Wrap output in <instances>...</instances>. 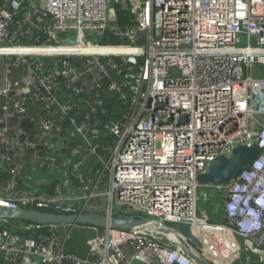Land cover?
Returning a JSON list of instances; mask_svg holds the SVG:
<instances>
[{"label": "built area", "instance_id": "built-area-1", "mask_svg": "<svg viewBox=\"0 0 264 264\" xmlns=\"http://www.w3.org/2000/svg\"><path fill=\"white\" fill-rule=\"evenodd\" d=\"M108 2L132 24L113 25ZM0 3V207L188 225L212 264H264V0ZM105 31L117 43H99ZM254 143L236 179L204 185L223 195L226 222L198 218V175ZM27 151L82 195L21 188ZM60 227L0 229V254L11 264H194L151 228L103 230L79 257Z\"/></svg>", "mask_w": 264, "mask_h": 264}, {"label": "water", "instance_id": "water-1", "mask_svg": "<svg viewBox=\"0 0 264 264\" xmlns=\"http://www.w3.org/2000/svg\"><path fill=\"white\" fill-rule=\"evenodd\" d=\"M258 153L259 150L255 143L250 146L236 147L230 157L214 159L207 170L198 175L197 183L199 185L228 184L243 171V164H248L249 166L256 159ZM0 221H25L37 226H83L100 230H140L151 228L164 237H175L180 243L184 254L194 264H212L201 255L203 244L195 228L188 225H177L174 229L163 225L158 226L160 221L140 215L107 216L98 213L63 215L38 210L0 207Z\"/></svg>", "mask_w": 264, "mask_h": 264}, {"label": "crops", "instance_id": "crops-1", "mask_svg": "<svg viewBox=\"0 0 264 264\" xmlns=\"http://www.w3.org/2000/svg\"><path fill=\"white\" fill-rule=\"evenodd\" d=\"M109 8L111 9L112 13L115 10L114 2H108ZM125 11V10H124ZM30 155V154H29ZM19 161H22L24 164L28 166V170L26 171L25 177L20 180L21 188H35L43 194L49 196H63V197H75L78 198L82 195V191H80L78 183L74 180V178L64 177L59 173L49 174L46 171L45 165L37 164L33 157L28 156L26 153H20ZM87 166L92 167L91 164H87ZM36 168L38 173H31L30 169ZM88 168L85 167L83 169L84 172H87ZM95 171V168L92 169ZM0 174V186L6 185L9 181V176L1 177ZM1 195L5 196V193H1ZM77 204L79 201L76 202ZM217 212L220 215L219 223L224 224L226 221L223 217L222 205L221 203L218 204ZM89 230V229H87ZM256 262V259H253ZM0 264H11L8 260L4 257L3 254H0Z\"/></svg>", "mask_w": 264, "mask_h": 264}, {"label": "rangeland", "instance_id": "rangeland-1", "mask_svg": "<svg viewBox=\"0 0 264 264\" xmlns=\"http://www.w3.org/2000/svg\"><path fill=\"white\" fill-rule=\"evenodd\" d=\"M117 10L119 11V15H123V16L126 15L128 18H131L130 14L127 11H122L120 6L115 7L116 12ZM113 25H116V24L113 23ZM85 39L90 40L92 39V36L88 35ZM99 43H102V42L99 41ZM254 69H255L254 71L255 75L262 73L261 67L257 66ZM222 197L223 195L213 190L211 186L199 185V187L197 188V217L202 218L205 216L208 222H210L211 224H219L220 215L217 212V207ZM2 222H5V221H0L1 225L3 226ZM19 223H20L19 221H13L12 225L16 226V225H19ZM74 227L68 228V233H67L68 236L71 237V239L74 240L77 245H80V247L84 249L86 248V250H87L86 244L90 240L95 239L96 237H100L101 234H103L102 231H99V230L96 231L95 229H92V228L87 230V229H81L78 226H74ZM149 233L152 234V232L150 231ZM133 264H138V263L134 262ZM251 264H257V263L253 262Z\"/></svg>", "mask_w": 264, "mask_h": 264}, {"label": "trees", "instance_id": "trees-1", "mask_svg": "<svg viewBox=\"0 0 264 264\" xmlns=\"http://www.w3.org/2000/svg\"><path fill=\"white\" fill-rule=\"evenodd\" d=\"M117 6L118 5H116L115 7H117ZM122 11H124V10L122 9ZM132 20H133L132 18H128L126 15H124V16L123 15H119V11L117 10L116 18H115L113 23L118 25V26H120V27H126V26H129V25L132 24ZM43 40H44V37L42 38V41ZM107 40H110V42L117 43V41H115V38L112 36L111 31H105L104 32L101 42L103 44H105L107 42ZM26 154L28 156L32 157V153L30 151H27ZM43 154H44V152L41 151V155H43ZM4 176L8 177V175L5 174V173L1 175V177H4ZM92 210H94V209H92ZM12 222L13 221L2 222L3 226L0 223V229L1 230H8V231H10L12 233H15V234H18L20 236H25V235L29 234L28 230H27V227L34 226L33 224H31L29 222H25V221H19L20 222L19 225L15 226V225H12ZM78 227L81 228V229H90L89 227H83V226H78ZM60 228H61V230H60V232H58V236L59 237H64L68 233V228L69 227L68 226H62ZM97 230L103 231V230H100V229H97ZM64 247H65V251L66 252L75 254V255H77L79 257H85L86 252H87L86 248L84 249V248L80 247V245H77L75 243V241L72 240L71 237H69V236H68V239L66 240V242L64 244Z\"/></svg>", "mask_w": 264, "mask_h": 264}, {"label": "bare ground", "instance_id": "bare-ground-1", "mask_svg": "<svg viewBox=\"0 0 264 264\" xmlns=\"http://www.w3.org/2000/svg\"><path fill=\"white\" fill-rule=\"evenodd\" d=\"M169 238H170V239H172V240H176V238H175V237H173V236H170Z\"/></svg>", "mask_w": 264, "mask_h": 264}]
</instances>
